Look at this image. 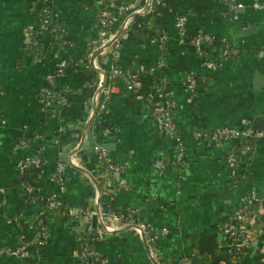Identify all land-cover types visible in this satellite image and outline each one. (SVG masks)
Instances as JSON below:
<instances>
[{"label":"crops","instance_id":"crops-1","mask_svg":"<svg viewBox=\"0 0 264 264\" xmlns=\"http://www.w3.org/2000/svg\"><path fill=\"white\" fill-rule=\"evenodd\" d=\"M109 1L50 0L66 33L55 44L54 34L37 25L39 46L33 49L28 44L33 33L27 25L36 22L38 4L0 0V118L5 120L0 124V244L24 242L27 248L23 257L0 256V264H82L76 239L85 228L84 219H68L65 211L93 208L97 201L104 207L137 208L138 221L169 228L155 240H144L129 226L100 234L93 244L98 258L112 264H227L222 226L230 211L251 189L264 196V78L256 75L264 74V9L242 0L244 7L237 9L234 19L233 9L222 0H157L153 8L145 0H117L133 2L132 22L119 32L116 64L124 76H134L136 91L127 89L125 77L119 79L108 99L107 114L96 122L89 99L98 71L80 69L79 62L88 61L95 50L101 68L109 64V55L94 49L100 41L97 19L113 12L118 20L122 17ZM179 14L187 16L182 38L175 25ZM199 29L216 37L203 45L206 57L219 58L221 37L239 54L225 57L216 69L205 67L190 42ZM158 35L164 36L161 44L152 41ZM63 57L70 63L51 79L57 96L45 108L39 101L43 77ZM158 60L164 66L150 69ZM189 79L193 92L186 85ZM146 96L174 102L172 117L183 164L172 162L176 140L156 130ZM218 126L249 133L246 140L252 151L241 159L236 177L225 163L232 140L194 138L196 130ZM89 133L107 156L126 166L108 177L115 190L107 191L102 163L92 148L88 150ZM20 136L29 138V145L16 151L13 145ZM77 142L81 145L75 157L83 163L79 168L68 163ZM35 153L41 155V169L20 172L18 158ZM58 157L66 161L64 210L49 216L48 240L39 244L33 241L35 213L48 206ZM156 158L164 160L167 168L157 170ZM26 187L34 193L28 200ZM261 234L263 240L258 238ZM262 261L264 227L238 264Z\"/></svg>","mask_w":264,"mask_h":264},{"label":"built area","instance_id":"built-area-1","mask_svg":"<svg viewBox=\"0 0 264 264\" xmlns=\"http://www.w3.org/2000/svg\"><path fill=\"white\" fill-rule=\"evenodd\" d=\"M153 0H145L146 6H152ZM157 1V0H156ZM229 4L233 9L231 17L236 19L237 9L244 7L242 0H222ZM35 3L40 7L42 2L43 5L40 8L39 16L36 22H31L27 25L29 32L33 33L31 39H29V46L33 49H37L39 46L38 36L36 34V26H42L48 28L53 34L59 32L62 36L66 33V27L61 22L55 25H50V15L52 14L56 19L59 20L58 13L54 11L50 6V0H34ZM133 2H120L117 0H110L109 5L116 8L117 12L122 13L120 20L117 19V15L103 13L95 22V27L99 35V42L94 49L97 50L98 54L107 53L110 57L109 64L106 69H102L98 63L96 54L93 55L94 51L89 57V65L98 71V77L93 85H91L90 101L92 103L91 118L96 122H99L107 114V103L108 99L115 87L117 81L121 78H126V87L130 90H135L136 87L133 83L134 76H124L123 70L116 64V59L120 55V33L122 30H126L132 22ZM251 6L255 9H264V0H251ZM187 16L185 14H179L176 17L175 25L179 31V36H184V26ZM35 33V35H34ZM152 41H156L161 44L164 36L158 35L153 36ZM216 39L215 35L205 32L202 29L197 30L190 38V42L196 49L198 56L202 59L205 67L210 69L218 68L221 60L225 57L235 56L239 54V50L232 46L230 41L225 38H219L221 42V48L219 52V58L213 59L206 57L203 45ZM69 61L66 58L59 59L55 69L51 73L45 74L43 77V84L39 90V101L45 107L48 108L53 103L57 94L51 86L50 82L53 76L60 74L64 68L69 65ZM164 62L158 60L155 66L163 67ZM165 82V78L161 79ZM187 88L190 92L195 91V86L192 80H187ZM145 103L147 109H149L153 116V121L156 130L165 136H173L177 143V152L173 159V163L181 165L185 162L183 150L181 147L180 136L176 130L175 123L172 117V110L174 102L169 98H154L152 96H146ZM5 120L0 118V124L4 123ZM107 130V129H106ZM195 139H207L210 141L220 140H232V145L229 147L225 154V163L229 172L232 176L236 177L239 173L240 161L243 157L250 154L252 151L251 144L246 140L249 133L242 128H235L230 126H218L212 129H201L193 132ZM29 145V138L20 136L19 139L13 145V149L18 151L27 148ZM81 143L77 142L74 144V151L68 156V163L75 167H82V161L80 158L75 157L76 151L80 148ZM94 155L102 163L100 171L102 175L107 179V191L111 188L115 190L114 183L109 180V174L119 173L126 168L125 165L113 160L107 156L105 150L96 144L92 148ZM42 165V158L39 153L35 154H23L16 162V167L20 172H26L30 169L40 170ZM153 166L162 171L167 168V163L156 158L153 161ZM66 161L63 158L58 157L54 163V171L51 176L54 189L48 196V207H56L63 204L61 195L66 190ZM109 181V182H108ZM122 187L125 188L124 185ZM25 200L31 199L33 196V190L31 187H26ZM44 207V206H43ZM43 207L37 210L35 215V228L36 235L33 241L36 243H44L48 240V222L45 223L42 217ZM137 208H112L111 206L104 207L98 201L96 206L93 208H76L74 210L67 209L65 215L68 219L82 217L84 219L85 228L82 232L96 229L98 236L103 233L114 232L121 227L129 226L133 228L137 234L143 238L155 240L161 235H165L169 232V228L161 227L156 229L151 223H142L137 218ZM93 217L96 218L93 224ZM128 217V219H127ZM264 227V196L260 195L255 189L249 190L245 197L230 211L226 223L222 226V232L226 238V251L228 258L227 264H238L241 255L245 248L253 243L256 239L257 234ZM77 234V239L81 238V233ZM97 239V238H96ZM95 239V240H96ZM90 240L87 246H84L81 252L77 253L78 258L82 264H94L95 257L93 254L96 253L95 249H91ZM26 243L19 242L15 245H4L0 244V256H14L23 257L26 255ZM97 254V253H96ZM96 264H112L108 262L106 258H100ZM166 264H175L168 262ZM259 264H264L262 261Z\"/></svg>","mask_w":264,"mask_h":264},{"label":"trees","instance_id":"trees-1","mask_svg":"<svg viewBox=\"0 0 264 264\" xmlns=\"http://www.w3.org/2000/svg\"><path fill=\"white\" fill-rule=\"evenodd\" d=\"M155 4H156V0H153L152 1V8L155 6ZM43 5H46V4L44 2H42V5L37 10L38 15L40 13V8ZM49 20H50V25H55V24L60 23V20L56 19L52 14L50 15ZM54 36H55V41H54L55 44L58 43V41L63 40V37H62V35L59 32H56V34H54ZM79 68L80 69L83 68V69L93 70V68H91V66L89 65L88 61L84 60V59L79 62ZM109 176L112 177V174H109ZM100 179L102 180L103 177H101ZM63 210H64L63 205L56 206V207H48V206L43 207L42 217L44 218L45 223L48 222V218H49V216L52 213L57 212V211H59V212L61 211L62 212ZM35 214H37V211H36ZM127 219H128V217H127ZM34 224H35V219H34ZM96 238H98V233H97L96 229L90 230V231H86V232L85 231L82 232L81 233V238L80 239H76V242H77V247H76L77 248V253L81 252V250H82V248L84 246H87L89 240H90L89 244L91 246V249H94L93 244H94V241H95ZM93 255L95 257L94 264H96L97 261H99V258H98V255L96 253L93 254ZM196 258H197L196 256L192 257L193 260H197ZM228 258H230V257H228ZM164 264H166V262Z\"/></svg>","mask_w":264,"mask_h":264},{"label":"water","instance_id":"water-1","mask_svg":"<svg viewBox=\"0 0 264 264\" xmlns=\"http://www.w3.org/2000/svg\"><path fill=\"white\" fill-rule=\"evenodd\" d=\"M256 75L257 76H260L261 78H264V74H261V73L256 72ZM92 138H93L92 137V133H89V135L87 136V140L90 141V144H89L90 147L88 148V150H90L91 148H93L94 145L97 144ZM95 220H96V218L93 217V224H94ZM258 238H259V240H263V234H261Z\"/></svg>","mask_w":264,"mask_h":264}]
</instances>
